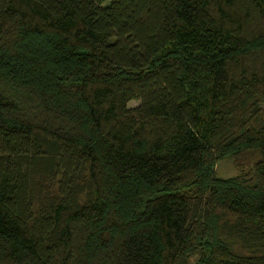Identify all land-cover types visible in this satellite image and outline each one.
I'll use <instances>...</instances> for the list:
<instances>
[{
    "label": "trees",
    "instance_id": "1",
    "mask_svg": "<svg viewBox=\"0 0 264 264\" xmlns=\"http://www.w3.org/2000/svg\"><path fill=\"white\" fill-rule=\"evenodd\" d=\"M192 258L264 264V0H0V264Z\"/></svg>",
    "mask_w": 264,
    "mask_h": 264
},
{
    "label": "rangeland",
    "instance_id": "2",
    "mask_svg": "<svg viewBox=\"0 0 264 264\" xmlns=\"http://www.w3.org/2000/svg\"><path fill=\"white\" fill-rule=\"evenodd\" d=\"M136 104H138V101L137 100H132V101L129 102L128 105L129 106H134ZM215 169H216V174L218 176H221V177L232 176V175L237 174V172H238L236 170V168L234 167V165L232 164V161L229 160V159H223V160L218 161L217 164H216V168ZM190 264H195L193 258H192Z\"/></svg>",
    "mask_w": 264,
    "mask_h": 264
}]
</instances>
